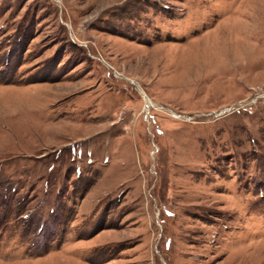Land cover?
<instances>
[{"label": "rangeland", "instance_id": "rangeland-1", "mask_svg": "<svg viewBox=\"0 0 264 264\" xmlns=\"http://www.w3.org/2000/svg\"><path fill=\"white\" fill-rule=\"evenodd\" d=\"M0 264H264V0H0Z\"/></svg>", "mask_w": 264, "mask_h": 264}, {"label": "bare ground", "instance_id": "bare-ground-1", "mask_svg": "<svg viewBox=\"0 0 264 264\" xmlns=\"http://www.w3.org/2000/svg\"><path fill=\"white\" fill-rule=\"evenodd\" d=\"M141 94H142V96H143V93H142V92H141ZM143 97H144V100L147 101V104L150 105L149 102H148V100H147V97H145V96H143Z\"/></svg>", "mask_w": 264, "mask_h": 264}, {"label": "water", "instance_id": "water-1", "mask_svg": "<svg viewBox=\"0 0 264 264\" xmlns=\"http://www.w3.org/2000/svg\"><path fill=\"white\" fill-rule=\"evenodd\" d=\"M146 101V100H145ZM146 104H147V102H146Z\"/></svg>", "mask_w": 264, "mask_h": 264}]
</instances>
